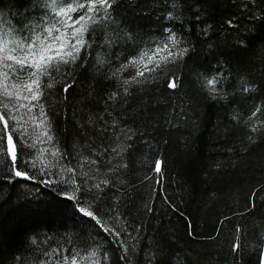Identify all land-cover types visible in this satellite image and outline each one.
Returning <instances> with one entry per match:
<instances>
[{
    "label": "trees",
    "instance_id": "16d2710c",
    "mask_svg": "<svg viewBox=\"0 0 264 264\" xmlns=\"http://www.w3.org/2000/svg\"><path fill=\"white\" fill-rule=\"evenodd\" d=\"M45 11L44 0H0V30L28 34L24 26ZM109 17L94 26L84 63L71 68L73 87L63 93L58 78L47 90L56 146L75 164L78 152L88 155L89 145L115 134L104 131L114 119L137 133L124 141L132 144L123 157L124 183L108 174L121 191L109 187L95 201L101 216L119 213L133 229L139 226L130 264H259L264 132L253 133L231 117L234 111L246 116L264 102V0H113ZM169 32L189 48L188 55L164 75L132 86L123 100L109 101L112 92H123L110 70ZM173 73L179 85L170 90L166 81ZM213 77L229 94L227 102L206 90L204 81ZM245 84L255 90L242 92ZM46 147H21V169L38 175L24 161ZM155 160L162 162L159 174ZM52 172L43 177L53 181L47 186L24 181L11 176L10 160L0 155V264H56L72 251L83 255L93 248L101 256L107 252L109 264H124L112 238L60 194L65 186ZM93 195L86 191L85 199ZM237 227L239 256L231 250Z\"/></svg>",
    "mask_w": 264,
    "mask_h": 264
},
{
    "label": "snow or ice",
    "instance_id": "6c2138e0",
    "mask_svg": "<svg viewBox=\"0 0 264 264\" xmlns=\"http://www.w3.org/2000/svg\"><path fill=\"white\" fill-rule=\"evenodd\" d=\"M112 3L113 0H44L46 11L41 18L35 24L24 26L28 34L14 35L0 30V155L10 160L11 176L45 186L53 181L44 179V175L55 168L52 174L59 177L55 182L65 186L60 194L74 201L80 215L90 219L110 236L113 243L119 246L121 261L130 264L129 257L136 251L139 226L133 229L126 220L121 219L119 213L112 214L110 219L101 216L95 201L109 187L121 191L108 174H116L121 177L117 183H124L122 170L128 165L123 157L132 147V144H125L124 141L133 140L137 133L120 127L119 120L114 119L104 131L107 133L111 128L115 134L108 136L100 146L89 145L88 155L78 152L77 162L73 164L67 160L68 154L56 146L50 116L46 111L47 96L51 95L47 90L54 87L58 78L64 81L63 93L66 94L73 87L67 79L71 75V68L84 63L92 43L91 33L96 30L94 26L102 25L110 18ZM154 44V47L140 49L110 70L111 78L119 80L123 92L119 89L112 92L109 101L123 100L131 94L132 86H141L164 75L170 65L182 61L189 52V48L172 32ZM97 62L102 64L104 61L98 57ZM124 73L127 75L124 76ZM204 83L213 100L227 102L229 94L218 87L220 79L213 77ZM178 85L179 78L174 73L170 74L166 87L175 90ZM254 90V87L246 84L241 89L244 93ZM231 118L249 127L253 133L264 132V102L255 105L246 116L234 111ZM247 139L254 142L255 137L248 135ZM37 144L51 147L38 149L39 154L35 158L24 161L38 173L35 175L22 170L18 160L21 147L35 149ZM152 168L156 173H161L162 162L155 160ZM69 188L70 193L67 191ZM86 191L95 195L85 199ZM252 206L250 194L248 207ZM239 232L237 227V235H234L231 244V250L237 256L242 248ZM52 252H57V249H52ZM51 254L45 253L46 256ZM259 255V264H264V243L260 246ZM16 260L19 262L20 257H16ZM56 264H109V257L107 252L101 256L97 248L84 250L83 255L80 250H75L57 260Z\"/></svg>",
    "mask_w": 264,
    "mask_h": 264
}]
</instances>
